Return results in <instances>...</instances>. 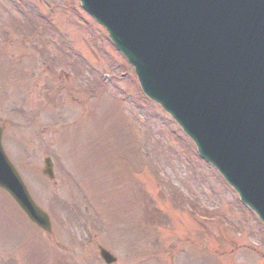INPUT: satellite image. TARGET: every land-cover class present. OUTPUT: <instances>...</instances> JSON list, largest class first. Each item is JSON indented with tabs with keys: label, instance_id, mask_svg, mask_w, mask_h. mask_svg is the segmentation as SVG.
I'll list each match as a JSON object with an SVG mask.
<instances>
[{
	"label": "rangeland",
	"instance_id": "374dc122",
	"mask_svg": "<svg viewBox=\"0 0 264 264\" xmlns=\"http://www.w3.org/2000/svg\"><path fill=\"white\" fill-rule=\"evenodd\" d=\"M78 5L0 0L2 144L52 223L38 231L0 189V264H104L98 245L112 264H152L162 242L166 264H264L249 210ZM144 201L166 216L144 220Z\"/></svg>",
	"mask_w": 264,
	"mask_h": 264
},
{
	"label": "water",
	"instance_id": "95a60500",
	"mask_svg": "<svg viewBox=\"0 0 264 264\" xmlns=\"http://www.w3.org/2000/svg\"><path fill=\"white\" fill-rule=\"evenodd\" d=\"M134 67L143 92L264 222V0H80ZM0 187L50 222L5 155ZM43 172L53 177L51 160ZM106 263L115 257L100 248Z\"/></svg>",
	"mask_w": 264,
	"mask_h": 264
}]
</instances>
